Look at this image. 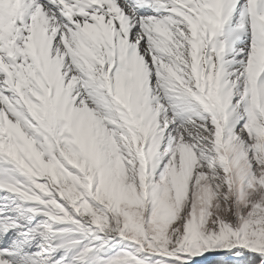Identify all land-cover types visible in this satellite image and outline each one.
<instances>
[{"label":"snow or ice","instance_id":"snow-or-ice-1","mask_svg":"<svg viewBox=\"0 0 264 264\" xmlns=\"http://www.w3.org/2000/svg\"><path fill=\"white\" fill-rule=\"evenodd\" d=\"M0 264H264V0H0Z\"/></svg>","mask_w":264,"mask_h":264}]
</instances>
